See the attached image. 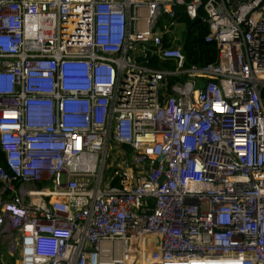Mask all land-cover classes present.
Masks as SVG:
<instances>
[{
  "label": "built area",
  "instance_id": "1",
  "mask_svg": "<svg viewBox=\"0 0 264 264\" xmlns=\"http://www.w3.org/2000/svg\"><path fill=\"white\" fill-rule=\"evenodd\" d=\"M176 7L213 63L185 66ZM2 240L16 264H264V0H0Z\"/></svg>",
  "mask_w": 264,
  "mask_h": 264
},
{
  "label": "trees",
  "instance_id": "2",
  "mask_svg": "<svg viewBox=\"0 0 264 264\" xmlns=\"http://www.w3.org/2000/svg\"><path fill=\"white\" fill-rule=\"evenodd\" d=\"M183 7H176L177 24H183L185 28L184 39L182 40V53L185 57V66H205L211 64L216 59V48L214 44H207L204 42L205 36L208 34V27L205 23L201 22L194 27L188 17L183 13ZM199 17H204L202 11L199 12ZM167 21V17L162 16L159 19V26H162ZM158 68L170 67L168 64L153 63ZM1 255L0 250V264H13V259ZM5 262V263H4Z\"/></svg>",
  "mask_w": 264,
  "mask_h": 264
},
{
  "label": "rangeland",
  "instance_id": "3",
  "mask_svg": "<svg viewBox=\"0 0 264 264\" xmlns=\"http://www.w3.org/2000/svg\"><path fill=\"white\" fill-rule=\"evenodd\" d=\"M175 33L181 40H183L184 39V33H185V28L183 27V25L177 24L175 26ZM1 243H5V241L2 240ZM4 248L7 250L6 244L4 245ZM6 253H7L8 258H11L14 260L13 264H16V260H18V256H19L18 251L12 252L11 253L12 255H9L8 250L6 251Z\"/></svg>",
  "mask_w": 264,
  "mask_h": 264
},
{
  "label": "crops",
  "instance_id": "4",
  "mask_svg": "<svg viewBox=\"0 0 264 264\" xmlns=\"http://www.w3.org/2000/svg\"><path fill=\"white\" fill-rule=\"evenodd\" d=\"M7 247V246H6ZM0 250H1V255L2 256H5L4 254L6 253V249L4 248V244L3 243H1V241H0ZM6 255H7V253H6ZM10 255V254H9ZM5 263V262H4Z\"/></svg>",
  "mask_w": 264,
  "mask_h": 264
},
{
  "label": "water",
  "instance_id": "5",
  "mask_svg": "<svg viewBox=\"0 0 264 264\" xmlns=\"http://www.w3.org/2000/svg\"><path fill=\"white\" fill-rule=\"evenodd\" d=\"M200 23V20L199 19H196L193 23H192V27H194L195 25L199 24Z\"/></svg>",
  "mask_w": 264,
  "mask_h": 264
}]
</instances>
